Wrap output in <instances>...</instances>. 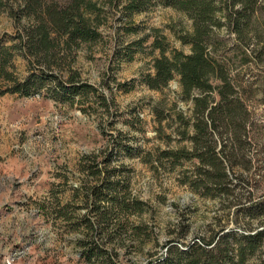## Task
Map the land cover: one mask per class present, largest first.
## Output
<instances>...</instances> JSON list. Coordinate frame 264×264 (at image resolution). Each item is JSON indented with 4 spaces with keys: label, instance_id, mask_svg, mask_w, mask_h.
<instances>
[{
    "label": "trees",
    "instance_id": "16d2710c",
    "mask_svg": "<svg viewBox=\"0 0 264 264\" xmlns=\"http://www.w3.org/2000/svg\"><path fill=\"white\" fill-rule=\"evenodd\" d=\"M157 5L192 22L191 33L180 39L190 53L166 57L155 39L152 46L161 56L141 79L150 91H160L177 78L182 101L192 102L190 118L177 114L178 142L189 147L161 151L157 162L182 169L181 185L202 199L227 203L235 223L243 225L186 243L181 233L156 254L147 253L143 264H264V177L256 179L264 168V123L251 110L253 86L244 80V68L264 55V0H24L10 10L16 24L26 25L10 37V46L0 44V96H37L76 105L82 114L99 109L107 117L99 126L102 150L77 162V186H69L67 198L63 191L52 193L40 209L53 225L80 235L76 248L85 264H119L116 247H124L126 238L149 240L146 226L133 220L141 219L147 204L131 194V169L123 163L142 156L141 147L115 127L112 88L87 84L72 66L75 51L100 42L108 29L118 63L132 61L146 39L124 44L137 31L131 19ZM5 7L0 0V10ZM18 57L25 75L15 67ZM115 88L130 90L123 83ZM153 112L158 123L166 119ZM251 222L259 227L251 228Z\"/></svg>",
    "mask_w": 264,
    "mask_h": 264
},
{
    "label": "rangeland",
    "instance_id": "374dc122",
    "mask_svg": "<svg viewBox=\"0 0 264 264\" xmlns=\"http://www.w3.org/2000/svg\"><path fill=\"white\" fill-rule=\"evenodd\" d=\"M1 1L6 7L0 10V44L10 46V37L26 25L24 20L16 24L10 10L17 11L24 0ZM131 21L137 31L124 37V44L146 39L132 61L118 63L108 29L100 42L75 51L72 66L87 84L112 88L115 127L136 139L142 150V156L124 158L123 163L131 169V194L147 204L141 219L133 220L146 226L149 240L141 244L126 238L124 247H116L119 264H143L147 253L156 254L166 240L181 233L186 243L223 227L241 229L243 225L235 223L233 209L225 208L227 203L202 199L181 185L182 169L157 162L161 151L189 147L178 142L177 114L190 118L192 102L182 101L177 78L160 91H150L141 79L153 72L152 61L161 56L160 49L152 46L155 39L166 57L172 51L190 53V47L182 45L180 39L191 33L192 22L184 13L160 5L135 14ZM220 35L228 39L224 32ZM249 64L244 68V80L253 86L250 107L264 123V55L260 62ZM15 67L21 75L26 74L22 58H16ZM122 83L130 90L116 91V84ZM154 109L165 116L161 123ZM98 110L82 114L76 105L37 96H0V264H85L76 248L80 235L53 225L52 216L45 218L40 206L51 201L50 195L57 191H63L67 198L69 186H77L80 157L102 150L99 126L107 117ZM257 174L256 179L264 177V168ZM251 223V228L259 227V222Z\"/></svg>",
    "mask_w": 264,
    "mask_h": 264
}]
</instances>
